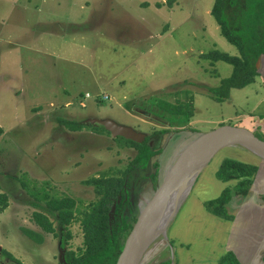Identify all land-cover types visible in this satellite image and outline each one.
Wrapping results in <instances>:
<instances>
[{
  "label": "rangeland",
  "instance_id": "374dc122",
  "mask_svg": "<svg viewBox=\"0 0 264 264\" xmlns=\"http://www.w3.org/2000/svg\"><path fill=\"white\" fill-rule=\"evenodd\" d=\"M167 2L0 0V250L16 261L62 264L61 252L82 248L80 222L62 227L48 203L69 199L73 210L84 211L99 199L85 184L89 179L126 173L123 213L130 221L150 197L152 165L159 164L160 181L198 134L229 125L264 139V75L231 90L224 101L209 94L232 67L202 56L214 50L239 54L220 35L211 15L214 0H174L171 7ZM96 119L144 134L160 153L147 167H137V150L128 140L113 138L100 125L83 126ZM169 145L175 146L160 168ZM221 157L250 165L260 161L234 147L222 150L209 167ZM193 189L150 249L171 241L183 209L196 199ZM34 213L54 232H44ZM24 230L42 241L35 243ZM167 250L168 263L177 264L178 245Z\"/></svg>",
  "mask_w": 264,
  "mask_h": 264
},
{
  "label": "trees",
  "instance_id": "16d2710c",
  "mask_svg": "<svg viewBox=\"0 0 264 264\" xmlns=\"http://www.w3.org/2000/svg\"><path fill=\"white\" fill-rule=\"evenodd\" d=\"M167 1V6L171 7L174 0ZM211 15L220 28V35L239 53L238 56H231L214 50L202 56L211 62L221 61L232 67L231 75L222 79L219 86L208 88L212 98L221 102L229 97L231 90L246 87L253 83L255 77L258 76L256 63L259 57H264V0H214ZM83 126L97 127L98 125L86 124ZM80 127L82 126H78L76 129ZM190 131L194 132L193 130ZM163 132L159 131L158 134ZM152 136L156 137L157 133H153ZM148 141L149 139H145L141 144L127 141L129 147L137 150V156L133 160L137 167H147L150 159L160 153L159 150L151 148ZM158 165V163L152 165L153 169L156 170L148 176L153 190L159 182ZM256 172L257 167L254 165L224 158L215 173V179L223 183L232 181L236 183L231 188L225 187L218 197L205 202L204 206L207 212L226 221L232 220V215L228 213L227 206L235 200L242 201L249 195ZM125 176L126 173H123L121 178L115 179L102 174L98 178L86 181V185L94 187L99 199L90 203L82 212L73 210L75 203L69 199L66 201L51 200L48 203L52 210L58 211L62 227L71 224L73 221L80 222L83 235L82 248H78L77 251L69 250L66 252L65 260L68 264L116 263L124 241L136 221V216L132 215L131 220L128 221L123 213ZM118 196H121V202L115 206L114 219L111 221L110 211ZM0 197L3 198V196ZM40 216L39 213L33 214L35 223L44 232L53 233L51 223ZM24 233L35 243L42 241L39 235L31 231L24 230ZM4 252L5 256L13 259L9 253ZM217 263L239 264L231 253L223 254Z\"/></svg>",
  "mask_w": 264,
  "mask_h": 264
},
{
  "label": "crops",
  "instance_id": "0c3cea01",
  "mask_svg": "<svg viewBox=\"0 0 264 264\" xmlns=\"http://www.w3.org/2000/svg\"><path fill=\"white\" fill-rule=\"evenodd\" d=\"M257 73L264 75V57L257 62ZM258 127L263 128V125L256 124L255 128ZM172 146L169 145L166 150L172 149ZM220 159L214 166L209 167V163L204 168L193 187L196 199L189 203L187 210L183 209L181 220L170 233L171 241L158 243L159 245L156 243L157 246H153V249L149 248L147 256L145 254L143 257L146 264H167V246L172 244L178 245L177 264H218L219 257L225 253H231L239 264H264V161L258 159L260 161L254 165L257 172L249 195L244 200H235L227 206L233 219L226 221L207 212L204 206L205 202L218 197L225 187L231 188L236 183H223L215 179V173L224 157ZM166 164V159H161V168ZM153 192L152 189L150 196Z\"/></svg>",
  "mask_w": 264,
  "mask_h": 264
},
{
  "label": "water",
  "instance_id": "95a60500",
  "mask_svg": "<svg viewBox=\"0 0 264 264\" xmlns=\"http://www.w3.org/2000/svg\"><path fill=\"white\" fill-rule=\"evenodd\" d=\"M89 123L102 126L113 138L121 137L137 144L143 143L146 138L144 134L109 119H96ZM148 145L151 147V141ZM232 147H242L264 161V140L259 139L253 131L246 128L223 125L208 133L198 134L183 148L152 195L145 201L115 264H141L146 252L158 238L148 239L147 235L155 220L170 206L174 205L178 208L192 190L204 168L220 151ZM113 212L114 205L110 213ZM172 218L160 236L166 235V229ZM60 263L65 264L62 254Z\"/></svg>",
  "mask_w": 264,
  "mask_h": 264
},
{
  "label": "bare ground",
  "instance_id": "6f19581e",
  "mask_svg": "<svg viewBox=\"0 0 264 264\" xmlns=\"http://www.w3.org/2000/svg\"><path fill=\"white\" fill-rule=\"evenodd\" d=\"M176 206H170L165 210L161 216H159L155 222L152 224V227L150 230L147 232L148 239L155 238V237H160L164 233V229L170 219L173 217L174 212L176 210Z\"/></svg>",
  "mask_w": 264,
  "mask_h": 264
},
{
  "label": "flooded vegetation",
  "instance_id": "af4514ba",
  "mask_svg": "<svg viewBox=\"0 0 264 264\" xmlns=\"http://www.w3.org/2000/svg\"><path fill=\"white\" fill-rule=\"evenodd\" d=\"M191 133H192V132H191ZM254 134H255V133H254ZM260 135L264 137V135H262V134H260ZM153 137H154V136H153ZM156 138H157V136L154 137V139H156ZM151 140H152V139H151ZM262 140H264V139H262ZM148 142H150V141H148ZM173 146H175V145H173ZM172 150H173V149L166 150V151L164 152V154H163L162 160H163V158H165L166 155H168L169 153H171ZM160 168H161V166H160ZM127 189H128V188H127ZM127 189H126V186L123 187V190H124V196H125L126 199H128L127 196L129 195V190H127ZM118 199H119V200H118ZM126 199H125V200H126ZM117 200H118V202H117V203L115 202V203H116V204H119V203H120V200H121V196H118ZM114 215H115V210H114L113 213H111V216H110V220H111V221L114 219ZM60 248L64 250V245H63L62 243H60ZM66 252H67V251L65 250V252H61V254L63 255L64 261H65V264H68V263L66 262V260H65ZM2 258H3V260H2ZM4 259H5V260H4ZM263 260H264V257H263ZM0 264H22V263L16 261L15 259L13 260V259H10V258H8L7 256H5V255L3 254V249H2V250H0Z\"/></svg>",
  "mask_w": 264,
  "mask_h": 264
}]
</instances>
